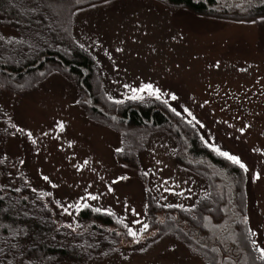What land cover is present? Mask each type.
I'll list each match as a JSON object with an SVG mask.
<instances>
[{
	"label": "rangeland",
	"instance_id": "374dc122",
	"mask_svg": "<svg viewBox=\"0 0 264 264\" xmlns=\"http://www.w3.org/2000/svg\"><path fill=\"white\" fill-rule=\"evenodd\" d=\"M243 17L198 15L159 0H96L78 8L72 34L95 59L109 100L156 99L140 91L151 84L169 108L192 121L207 145L246 165L245 221L261 257L264 17ZM19 37L0 26V38ZM32 83L21 91L0 90L2 185L46 198L70 233L85 207L120 219L126 227L116 229L118 249L91 264H205L171 230L157 238L158 229L147 220V196L175 215L209 192L205 179L176 161L177 143L170 132L150 131L136 159L122 162L118 154L124 136L87 116L83 104L88 103L81 102L65 73L53 71ZM257 173L259 179H254ZM167 215L157 212L155 222L166 225ZM129 229L137 233L138 243ZM0 264L24 263L0 258Z\"/></svg>",
	"mask_w": 264,
	"mask_h": 264
},
{
	"label": "trees",
	"instance_id": "16d2710c",
	"mask_svg": "<svg viewBox=\"0 0 264 264\" xmlns=\"http://www.w3.org/2000/svg\"><path fill=\"white\" fill-rule=\"evenodd\" d=\"M159 1L198 15L264 17V0ZM93 2L96 0H0V26H8L20 36L0 38V90H25L28 83L37 84L47 73H65L78 89L81 102L88 103L83 104L87 116L122 133L123 150L118 156L125 163L136 159L135 152L145 144L147 133L169 131L177 143L176 161L205 179L209 192L193 208L176 209V217L174 209L147 196V220L158 229L157 238L171 230L205 264H264L245 221V171L212 151L196 128L161 100L118 102L103 93L95 59L72 34L78 8ZM1 180L0 169L3 261L91 264L118 249L121 236L116 229L126 225L115 216L82 208L76 214L75 232L70 233L72 229L56 220L57 213L46 198L5 187ZM157 212L168 213L166 225L155 222Z\"/></svg>",
	"mask_w": 264,
	"mask_h": 264
},
{
	"label": "snow or ice",
	"instance_id": "6c2138e0",
	"mask_svg": "<svg viewBox=\"0 0 264 264\" xmlns=\"http://www.w3.org/2000/svg\"><path fill=\"white\" fill-rule=\"evenodd\" d=\"M134 91H136V90H134ZM140 91H147L150 95H153L157 100H161V102L163 104L168 105V100L167 99H162L163 93L159 89H154L153 85H151V84L144 85L143 88L140 89ZM132 98L133 99H137L139 97L133 96ZM170 98L173 101L177 99L175 94H172ZM171 111H173L177 116L180 115V113L177 112L175 108H171ZM184 111L188 112L187 109H185ZM188 115L192 116V113L188 112ZM192 120L195 121L197 124H199L200 127H204V125L199 120H197L196 117L192 116ZM191 122L192 121H189V123H191ZM60 127L62 128L63 126L61 125ZM21 131H23V130L21 129ZM241 131H243V129H241ZM29 135H31V134L29 133ZM208 146L212 149V151L216 152L218 155L224 157L228 161H231L233 164L239 165V167L241 169L247 171L246 165L243 162H241L239 157H237L235 155H232L229 152L221 151L219 148L215 147L214 145H208ZM118 151H120V150L118 149ZM45 179H47V177H45ZM119 179H126V177H120ZM254 179H259V174L258 173L254 176ZM109 191H112V189L110 188ZM91 199H97V197H91ZM98 211H99V209H98ZM143 227H144L145 230H147L148 225L144 224ZM128 235L132 237V240L134 242H137V243L139 242L138 239H137V233L135 231L129 229ZM253 235H255V233H253ZM259 251H260L261 257H264V249H259Z\"/></svg>",
	"mask_w": 264,
	"mask_h": 264
}]
</instances>
